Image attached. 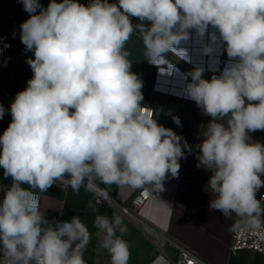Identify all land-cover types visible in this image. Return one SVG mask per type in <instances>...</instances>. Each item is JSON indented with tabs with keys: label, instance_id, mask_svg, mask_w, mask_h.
I'll use <instances>...</instances> for the list:
<instances>
[{
	"label": "clouds",
	"instance_id": "9594fccd",
	"mask_svg": "<svg viewBox=\"0 0 264 264\" xmlns=\"http://www.w3.org/2000/svg\"><path fill=\"white\" fill-rule=\"evenodd\" d=\"M18 2L29 13L20 40L34 53L27 59L33 76L12 101V120L0 135V169L12 181L0 199V264H86L85 224L76 216L46 220L35 189L60 182L75 192L99 184L163 191L169 174L178 177L179 160L192 147L154 112L142 111L143 81L125 50L134 31L155 65L168 52L191 63L174 46L190 29L201 37L209 26L218 31L211 40L224 42L235 62L210 80L202 67L186 74L187 98L212 118L197 145V167L211 173L209 209L237 217L231 230L264 227V196L257 199L264 144L249 136L264 130V0H49L46 8L40 0ZM5 112L0 104V120ZM94 225L104 233L110 264H129L123 218L98 215Z\"/></svg>",
	"mask_w": 264,
	"mask_h": 264
},
{
	"label": "crops",
	"instance_id": "0c3cea01",
	"mask_svg": "<svg viewBox=\"0 0 264 264\" xmlns=\"http://www.w3.org/2000/svg\"><path fill=\"white\" fill-rule=\"evenodd\" d=\"M78 2L87 5L89 0ZM109 2L118 3V0ZM40 3L46 8L49 0H40ZM28 18L29 13L23 10V5L18 0L0 1V104L6 109L0 120V135L12 120L8 111L12 101L18 92L26 89L27 81L33 76L27 59L34 58V53L26 51L20 40V25ZM131 21L133 25L141 23L136 17ZM143 23L150 26L148 21ZM213 31L216 30L209 26L207 33L201 37L195 29H190L189 38L178 44L187 49L183 53L205 57L206 62H209L210 57L211 64L215 65L220 62L218 69L217 66H205L204 72L210 78L213 75L219 76L223 67L225 69L234 60L228 57L224 42L219 39L215 42L211 40L210 33ZM216 34L219 36L218 31ZM196 46L201 49L200 53ZM205 48L210 50L205 51ZM125 50L129 52L131 70L143 81L142 111L154 112L158 124L172 129L192 147L190 153L185 150L186 158L179 160L177 178L169 174L162 182L163 191L152 185L155 195L142 205L140 214L168 237L183 243L211 264H264L262 256L255 251L242 249L231 253L228 244L233 231L231 226L237 221V217L233 215L226 218L221 212L209 209L212 196L206 186L211 173L203 167H197L196 157L199 153L197 145L203 140L201 132L212 118L204 115L196 103L186 96V84L191 82L190 77L186 79V74L191 70L171 52L165 55L160 65L149 63L139 32H133L125 44ZM173 116L180 118L181 127L173 122ZM249 136L253 142L264 144V130L250 132ZM11 183V178H4L3 169H0V199ZM101 185L119 201H126L139 189L116 184ZM33 191L37 193L40 210L49 222L70 221L76 216L85 224L91 233V239L84 249L86 264H110V255L102 247L104 233L94 225L98 215L110 220L116 215L108 203L95 202L85 187L75 192L70 186L61 185L60 182L44 192L38 189ZM261 193H264V187L257 192V199ZM261 203L264 205V201ZM123 221L128 229L123 237L129 246V264L146 263L155 254L156 247L133 222L125 218ZM165 248L172 257L175 256V250L171 246L167 245Z\"/></svg>",
	"mask_w": 264,
	"mask_h": 264
},
{
	"label": "built area",
	"instance_id": "2783aa9c",
	"mask_svg": "<svg viewBox=\"0 0 264 264\" xmlns=\"http://www.w3.org/2000/svg\"><path fill=\"white\" fill-rule=\"evenodd\" d=\"M3 1V0H0ZM130 20L133 17H129ZM176 50L187 51V49L181 48L176 45ZM188 57L190 54H186ZM191 63H186L176 57V59L184 64V66L193 70L194 67H202L205 71V66L207 68H215L217 64H211L209 57V62L205 61V57L192 55ZM204 79H211L205 72H203ZM91 196V198L97 202L108 203L116 212V215L122 218L128 219L134 223L135 226L140 228L144 234L153 242L156 247L155 254L144 264H211L202 258L199 254L188 248L181 242L175 241L168 237L165 233L157 229L155 226L151 225L139 212L142 205L152 196L155 195L152 185H145L143 188H139L131 197L126 201H119L113 197L101 184L95 189H86ZM264 196L261 193L260 197ZM119 235V234H118ZM125 240V238L123 237ZM169 245L175 250V256L172 257L167 251L166 246ZM229 251L231 253H236L239 250L246 249L252 250L259 253L264 261V227L257 230L250 229H240L232 231L231 239L228 244Z\"/></svg>",
	"mask_w": 264,
	"mask_h": 264
},
{
	"label": "water",
	"instance_id": "95a60500",
	"mask_svg": "<svg viewBox=\"0 0 264 264\" xmlns=\"http://www.w3.org/2000/svg\"><path fill=\"white\" fill-rule=\"evenodd\" d=\"M196 47L198 48V52L200 53L201 52V49L199 48V46H196ZM233 62H235V59L231 63H233Z\"/></svg>",
	"mask_w": 264,
	"mask_h": 264
}]
</instances>
